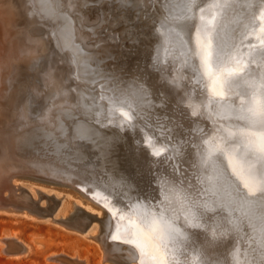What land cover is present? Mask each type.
Wrapping results in <instances>:
<instances>
[{
	"label": "bare ground",
	"instance_id": "obj_1",
	"mask_svg": "<svg viewBox=\"0 0 264 264\" xmlns=\"http://www.w3.org/2000/svg\"><path fill=\"white\" fill-rule=\"evenodd\" d=\"M20 1L25 6L26 21L43 24L46 37L50 29L41 17L55 20L54 0ZM199 3L196 16L203 18L202 24L199 19L177 22V18L184 15L180 0H174L169 23L163 16L153 19L154 12L139 19L132 16L130 21L125 20L126 25H135L131 30L139 32L142 45L145 44L142 36L149 39L150 34H156V41L151 40L144 48L139 45L137 51L130 49L123 40L98 41L107 44L104 51L115 61L108 65L111 68H116L122 59L129 63L140 59L145 63V70H140L142 65L134 61V71H129L126 78L135 74L139 79L146 72L152 73L159 82L164 81L162 92L172 103L167 106L151 85L152 81L144 77L143 81L151 86V95L146 100L137 89L109 90L105 94L89 91L82 97L80 91L73 89H84L85 85L78 83L74 73L68 71L70 65L64 61L66 54L69 59L74 57L76 49L63 35L66 51L56 49L59 51L57 58L48 61L49 52L38 53L39 40H43L42 49L47 46L41 29L30 23L33 27L29 33L25 31L27 43L18 44L10 39L12 32L6 28L7 13L4 8L0 9V108L14 109L12 119L0 130V163L20 159L31 163L36 172L74 176L64 181V185L93 202L95 207L85 202L88 205L84 209L94 213L96 218L88 222L86 216L79 214V202L60 192L54 194L60 200L53 215L69 218L65 225L76 228L85 238L102 241L99 239L102 237L109 252V258L103 255L100 261L103 264H193L194 261L196 264H264V197H250L242 204L238 196V190H244V183L254 190L264 187V0H199ZM89 16L94 14H83L80 24L89 25ZM106 31L111 34L110 28ZM119 31L123 35V26ZM205 38L211 40L213 50L220 54L219 61L214 59L211 65L216 73L213 79L204 74L195 54L197 43ZM95 54L102 53L96 51ZM43 55L46 62L41 59ZM150 57L154 62H148ZM169 60V64L163 63ZM21 62H31L35 73L43 75L32 89L38 97L35 105L25 103L28 106L18 110L19 94L16 97L15 93L19 90V76L23 75L17 72L15 64ZM175 66L178 69H173ZM153 68L160 72L155 74ZM193 77L204 86L202 96H193L189 90V83H194ZM84 105L90 106L88 116L98 119L99 125L90 128L83 123L86 119ZM144 115L152 118L148 126ZM240 115L248 119H238ZM157 117L164 118L163 132L151 126ZM3 119L7 118L3 116ZM206 125L211 126L209 134L194 132ZM61 126L68 133L66 136L60 133ZM126 129L132 134H124ZM73 135L76 140L72 139ZM79 140L91 144H79ZM186 140L197 147L187 149ZM133 141L137 148L134 154L143 159H140L141 170L148 171L151 162H161L153 153L179 155L182 152L180 158L200 176L184 180L179 174L168 172L163 182L157 175L161 186L157 187L155 199L160 198L159 203L164 201L159 204V213L150 209L145 201V197L150 199L152 195L141 190V185L131 179L130 174L118 173L121 172L118 151ZM221 151L225 153L223 162L216 159ZM202 152L208 157L207 171L200 164ZM225 167L234 170L236 177L228 175ZM1 170L0 164V203L7 205L0 206V213L37 221L36 216L21 210L25 204L4 201L3 192L15 194L24 186L30 190V199L37 200L39 193L44 204L52 191L35 182L28 184L17 179L26 178V175L13 170L5 174ZM189 181L194 187H188ZM200 213H204L206 219L212 217L207 224L200 223L203 232L187 229L192 232L188 238L170 234L169 224L175 222L173 226L178 227L184 221L199 223ZM44 217L48 218L49 214ZM45 220L50 221V218ZM102 224L104 229H101ZM229 228L237 234V242L235 248L226 249L219 246V240ZM11 238L18 239L15 234ZM116 240L127 241L128 245L123 247ZM24 245L26 249L14 255L26 253ZM174 250L185 251V256L190 255L188 260L176 259Z\"/></svg>",
	"mask_w": 264,
	"mask_h": 264
},
{
	"label": "snow or ice",
	"instance_id": "obj_2",
	"mask_svg": "<svg viewBox=\"0 0 264 264\" xmlns=\"http://www.w3.org/2000/svg\"><path fill=\"white\" fill-rule=\"evenodd\" d=\"M54 2L56 4L55 20L43 16L41 19L48 26V29H50L48 32L50 48H56L61 52H65V43L62 40L63 35L71 47L76 49L75 56L69 59L66 54L64 61L70 65L68 71L74 73L75 79L78 83L84 84L85 88L73 89V91H80L81 96L84 97L85 93L89 91L105 94L109 90L124 91L127 89H137L141 94V98L146 100L151 95V86L143 81L142 74L139 79L135 78V74H132L130 78H126V74L129 72L128 69H121L119 65L116 68L109 67L108 65L115 63V61L104 51L107 44H101L98 41L123 40L129 47L136 48L138 43H140L139 32L131 30L135 28V25H126L125 20L130 21L132 16H136L139 19L142 15L154 12L153 19L163 16L165 22L169 23L172 18L174 0H54ZM179 6L182 7L184 15L182 18H177V22H179V19H183L184 21L199 19L201 24L203 23V18L196 16V11L200 10L199 0H180ZM85 13L94 14V16L88 17L91 23L86 26L80 24L81 16ZM31 14L35 16V13ZM113 24L115 27H112ZM121 26L124 29L123 35L119 31ZM109 28L111 29V34L106 31ZM153 30H155V24L153 25ZM200 30L203 31V28H200ZM84 33H87V36ZM41 34H44L43 28H41ZM96 51L102 54L97 56L95 54ZM195 54L199 58L204 74L209 79H213L216 73L213 72L211 65L214 59L219 61L220 54L213 50L211 40L205 38L202 43H197ZM73 64L75 67L71 66ZM231 74L229 73V75ZM92 99L95 100L96 97H92ZM148 102L151 103V101ZM83 107L86 116L83 123L90 128L99 125L100 121L98 119L88 116L90 106L84 105ZM237 118L241 120L248 119L245 115H240ZM59 131L61 135L66 136L68 134L63 126L60 127ZM72 139L76 140L75 135L72 136ZM78 143L84 144L88 143V141L79 140ZM153 156L154 158H160L161 162L167 158L166 156L162 157L159 152L153 153ZM224 158L225 153L223 151L216 157L221 162H223ZM169 162L172 164L174 173H179L184 180L188 179V174L184 171V167H189L187 161L182 158H176L174 163L172 161ZM200 164L207 171L209 166L208 157L203 152L201 153ZM225 172L232 177H236V172L234 170L230 171L228 167H225ZM155 181L156 177L154 176L149 181V186H153ZM188 187H194L191 181L188 182ZM243 189V191L238 190L239 200L242 204L247 202L250 197H264V187L254 190L247 183H244ZM145 201L148 203L150 209L155 207V211L157 213L160 212V207L154 205L153 202H149L147 197H145ZM160 203L163 204L164 201L162 200ZM211 218V216H208L206 219L205 214L200 213L198 215L199 223L184 221L178 227H174L173 224L175 222H173L168 225L169 232L178 237L188 238L192 235V232H187V229L203 232V229L200 228V223L207 224ZM236 242L237 234L233 229L229 228L227 232L220 236L219 246L226 249L235 248ZM122 243L125 246L128 245L127 241Z\"/></svg>",
	"mask_w": 264,
	"mask_h": 264
},
{
	"label": "rangeland",
	"instance_id": "obj_3",
	"mask_svg": "<svg viewBox=\"0 0 264 264\" xmlns=\"http://www.w3.org/2000/svg\"><path fill=\"white\" fill-rule=\"evenodd\" d=\"M2 1H3V3L1 5ZM21 3L22 2L20 0H0V9L4 8V11H6L5 13H7L6 17H8V19H9V21L7 23L8 26H6V28H8V30H11V32H12L10 35V39L14 40L18 44H24L25 42L27 43L28 39H27V41H25L26 40L25 39V31H27V33H29L30 28L32 27V25L30 23H33V22H27L26 21L25 18H27V15L23 11L25 6L23 3L22 4ZM20 17H22V18H20ZM87 22L91 23V20H88ZM33 24H34L33 26H37L40 23L38 22V23H33ZM131 25H134V24H131ZM27 37H29V35H27ZM42 42H43V40H41V41L39 40V43H40L39 49L40 50L38 53H40V54H43V52H45V50H46L45 47H43V49L41 48ZM130 49L135 50L136 48H130ZM59 57H61V56H59ZM125 60L126 59H122L121 63L118 64L120 66V68L121 69H128L129 71H134L133 70L134 67H132L133 66L132 63H134V61H137V60H134L133 62H130V63L125 61ZM127 60H129V59H127ZM24 63L21 62V63L15 64L17 72L19 74L22 72V75H23L22 77L19 76V78H21L18 80V83H17L18 84L17 87L19 86V90H17V92L15 93L16 97L19 94V96L17 97V99H18L17 100L18 101L17 102L18 103L17 109L18 110H23V108L26 107L27 104L32 105V106L35 105V104H32L30 99H28L29 98L27 96L28 93H26V92H29L30 90L34 89L33 86L40 83V78H42V75H43V74H41L42 72H40L38 74L35 73L34 69L30 66L31 62H24ZM136 64H138V63H136ZM142 69H143V67L140 68V70H142ZM25 71L29 72V73L25 74L26 73ZM128 74H129V72L126 75H128ZM30 75L33 76L32 77L33 79L31 78ZM143 77H144V79L147 78L145 76V74H143ZM143 77H142V79H143ZM27 82L28 83L30 82V83L28 84ZM22 84H26V85H22ZM25 103H27V104H25ZM20 104H21V106H19ZM164 106H167V104L165 103ZM13 110H14L13 107L10 108L8 106H5L4 108H0V112L2 111L4 114L1 117L2 112L0 113V118H1L0 119V122H1L0 127L1 128H3L7 124L8 120L12 119V117L14 115ZM3 116H4V118H7V119H3ZM163 119L164 118H161V117L157 118L155 121V124H157L158 126L163 125L164 124ZM4 120H5V122H4ZM163 129L165 130V127ZM159 134H161V133H159ZM9 160L14 162V164L12 165L11 161H8V162L6 161L3 164L0 163L2 165V170H3V171L1 170L2 173L6 172L5 174H9L11 172V170H13V171H16L18 173L25 174V175L37 174L36 171H34L32 164L29 162H26V161H23L20 159H9ZM15 163H17V164H15ZM151 164H153V163H151ZM4 165H6V166L4 167ZM163 165H164V163L160 164V166H163ZM6 168H7V171H9V172L6 171ZM151 169H153L152 172L148 171L146 173L145 171L141 170V167L133 166L132 167V173H129V174L131 175V179H133L135 182H137L138 185H141V187H140L141 190L143 189V191L145 193H148L149 195H152V197H155L157 194L156 183L154 182L153 186H149V181H151L154 176L157 178V175L160 174V169H159V166L155 167L154 165H152ZM121 170L122 171H124V170L130 171V169H128V167H124ZM118 173H120V172H118ZM17 179L22 181V182L25 181V183H28V184L35 182L34 183L35 185H37L39 187H43L44 189H47L49 191H52L51 194H55V192H60L62 194L68 195V196L72 197V200L79 202V206L80 207L82 206V208H85L88 205L87 204L88 202H89L88 206L93 205L95 207L94 204H91V203H93V202H91V200L88 201L87 200L88 198L86 196L82 195L81 193L78 194L77 190H72V189H70V187L59 186L56 184H49V183L41 182L37 179L30 178V177L17 178ZM49 186H50V188H49ZM158 186H161V185H158ZM151 187H153V188H151ZM23 188H24V190H18L15 192V194H14V192H12V193L10 192L11 197L13 198V196H19V198H25V199L29 198V196H28V192L30 191L29 188L24 187V186H23ZM60 189L63 191H61ZM66 190L69 192H67ZM16 194H18V195H16ZM3 195H5V196H3L4 201L13 202V201L9 200V197L7 198V196L9 195V192L7 190L5 192H3ZM39 196H40V194L37 193L36 198H38ZM42 201H45V199ZM49 202L52 204L51 200ZM85 202H87V203H85ZM159 207H161V206H159ZM30 215L35 217L34 214H30ZM36 218H37V216H36ZM57 218H60V217H57ZM42 219L37 218V221H35L33 218H27V217L22 216V215L21 216H15V215H8V214L0 213V264H66L65 262L61 261L60 259L53 257L54 255H58V254H65V255H68L70 257L77 256L79 259L85 260L87 264H101V263L103 264V262H100V261H102L101 259H103V249H101L102 245H101L99 240H95L92 238H90V239L85 238L80 234L81 232L79 230H77L76 228H71V226H66L65 224L53 222L52 220H50V221L45 220L48 218H45V219L42 218ZM63 226H65V227H63ZM70 231H72V232H70ZM13 234H15L16 238L23 241L27 246L26 253L22 254L21 256H16L14 254L8 253L6 251V248H7L6 243H4V240L3 241L1 240L5 237H7V238L11 237V235H13ZM187 251H189V250H187ZM173 252L175 253V255H174L175 258L178 259L179 261H181V259H183V261L188 260V257L190 256V255L185 256L184 255L185 251H183V250H177V251L174 250ZM191 256H192V254H191ZM109 262L110 261H108L107 263H109ZM193 264H196V261H194Z\"/></svg>",
	"mask_w": 264,
	"mask_h": 264
},
{
	"label": "water",
	"instance_id": "obj_4",
	"mask_svg": "<svg viewBox=\"0 0 264 264\" xmlns=\"http://www.w3.org/2000/svg\"><path fill=\"white\" fill-rule=\"evenodd\" d=\"M154 22H156V21H154ZM153 25L154 24H152V26ZM36 27H39L40 29L41 28L45 29L44 26H43V24H41V23L39 25H37ZM41 35L44 36V34H41ZM150 35L151 36L149 37V39L146 36H142L141 38H144L145 44L143 43V45H142V43H138V46L140 45V46H142L144 48V47L147 46V44H150L151 43V40L152 41L153 40L156 41V34L153 32ZM44 38H45V41L47 42V46H45L47 48H46L45 51H47V53L49 52L48 53L49 54L48 61L49 60H52L53 61V60H55V58H57L59 51L56 50V48H50L49 47V43H48L49 36L48 35H46V37L44 36ZM138 46L135 49L136 51H137ZM138 53H139V51H138ZM141 56H143V55H141ZM41 59H43V62H46L45 55H43L41 57ZM150 61L151 62H154L153 57H150V59H148V62H150ZM168 62H170V60L169 61H165L163 63L164 64H169ZM136 63H138V65H142L141 66V68L143 67L142 70H145V68H144L145 67V63H143L142 61H140V59H138ZM173 69H178V66H175V68H173ZM173 69L170 68L169 69V72L172 73L173 72L172 71ZM152 71L155 74H157L158 72H160L159 69H157V68H153ZM143 74H145V76H148L147 78H145L146 80H149L150 83L152 81V84L151 85L154 86V88L156 89V91L158 92V94L164 99V102H166V104H169V105L172 104L170 100H168L167 98H165V96H164L165 94L162 92V89H164L162 87V83L164 81H162V83L159 82L157 80V77H155L152 73L149 74V73L144 72ZM194 78L195 77H193V81H194ZM158 84H161V85H158ZM189 85H190L189 86L190 87L189 90L192 92L193 96H202V94H203L202 91H203L204 86H200V82L199 81H194V83L193 82L192 83L190 82ZM36 95L37 94L33 90H30L28 92V97H29V99H30V101L32 103L35 100H37L38 97H36ZM33 104H35V103H33ZM174 105L176 106V104H174ZM144 117L146 118L144 120L147 123V126L150 125V122L152 121V118L151 117H148L147 115H144ZM157 118H159V117H157ZM154 120L156 121V119H154ZM206 120H208V119H206ZM151 126H153L157 131H159L160 129H161L160 131H162V132L164 131V129L162 128V126H164V124L158 126L157 124L152 123ZM103 127L105 128L106 126H103ZM183 127H185V126L183 125ZM210 128H211V126L206 125L201 130H196L194 132L195 133H200V135H207V134H209V129ZM0 130L1 131L4 130V127L3 128H0ZM186 132H188V131L186 130ZM124 134H126V135L130 134L131 135L132 132L131 131L129 132V129H126ZM193 135L194 134H191L190 135V138H193ZM186 143H187L186 146H188L187 149L192 148V147H197V144L191 143V142H189L187 140H186ZM86 144L89 145V144H91V142L88 141V143H86ZM134 146L135 145H134V141H133V144L132 143L131 144L128 143V145L121 146L120 151H118L119 161H120V170L122 168H124V167H128V169H130V171H125V170L122 171L121 170L120 173H122V172L125 173V174L132 173V167L133 166H139V167L143 168L142 163H140V161H141L140 159H142V157L134 154V151L137 149ZM30 151H32V150H30ZM181 153L182 152H180V154ZM180 154L179 155H172L170 153H166L164 155V152H163L161 154V156L162 157H165V156L167 157L166 159L163 160V162H160V161L151 162V163H153V164H150V167L151 168H152V165H154L155 167L159 166V169L161 170L160 171V174H159V176L162 178V179L160 178L161 181L163 180V182H164L166 180V178L168 177V174H167L168 172H174V169L172 167V164L169 161H172L174 163L175 160H176V158H180L181 157ZM163 163H164V165L163 166H160V164H163ZM150 169L148 171L149 172H152L153 169H151V170ZM143 171H145L146 173L148 172L146 170H143ZM184 171L187 172V174H188V180H195V179H199L200 178L199 174L195 173L192 169H190L188 167H184ZM36 173L37 174H33V175L32 174H29V175H26V176L27 177H30V178L37 179V180H39L41 182H45V183H49V184H56V185H59V186H67V185H64L63 182L66 181V180H69L70 178H75L74 176L66 175V174H63V176L59 177L57 174H51V173L45 172V171H41V172L38 171ZM19 174H21V173H19ZM177 174H179V173H177ZM23 175H25V174H23ZM104 175H106V173H104ZM159 176H157L156 181H155L157 194H158L157 187L159 185V183L157 182V179H158ZM177 183H179V181H177ZM151 188H153V187H151ZM18 190H24V188L23 187H20ZM81 190H83V189L81 188ZM16 195H18V194H16ZM41 196L42 195H40L38 197V199L35 200V201H33L30 198H27V199H25V198H19V196H13V198H12L11 195H10V191H9V195L7 196V198L9 197V200H11L13 202H16V203H23V204H25V206H22L21 207L22 208L21 210H25L29 214H34L35 216H37V218H45L44 216H47L49 214V217L48 218H50V220H52L53 222H57V223H60V224H66L67 225L68 224V221H66V219L68 220L69 218H66V219L65 218L64 219L63 218H57V217H55L53 215V212L55 211V209H56V207L58 205V202L60 200L59 197H56L54 194L48 195V198L46 199V202H45L46 204L45 203L42 204V202L40 201ZM50 200L52 201V204L49 202ZM158 200H160V199H158V198L155 199V197H152V198L148 199V201L149 202H153L154 205L160 206L159 205L160 203H159ZM6 205L7 204L0 203V206H6ZM12 207L15 208L17 206H12ZM153 208L155 209V207H153ZM153 208H151V209H153ZM78 209H79V214L80 215H84V216H86L88 218L87 219L88 222H92L96 218V215L94 213H91V212L85 210L82 207H78ZM104 228H105V226H104V224H102L101 229H104ZM99 239L102 240L100 242H101L102 249H103V255H104V257L106 256L105 258L107 259V258H109V252L107 251L105 242L102 239V237H99ZM3 240H4V243H6V245H7L6 251L8 253H10V254H16L17 252H21V251H23V250L26 249L25 248V245H24L25 243L23 241L19 240V239H14V238H11V237H8V238L5 237ZM116 241H118L119 244H123V247H126L124 245V243H122V241H120V240H116ZM53 257L54 258H57V259H60L61 261L65 262L66 264H87L85 260L79 259L77 256L70 257V256L65 255V254H58V255H54ZM126 263H128V261H126Z\"/></svg>",
	"mask_w": 264,
	"mask_h": 264
}]
</instances>
